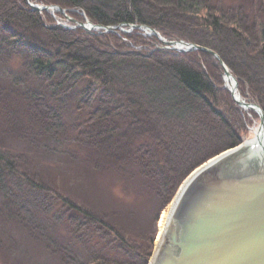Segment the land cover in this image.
I'll return each mask as SVG.
<instances>
[{
    "label": "trees",
    "instance_id": "obj_1",
    "mask_svg": "<svg viewBox=\"0 0 264 264\" xmlns=\"http://www.w3.org/2000/svg\"><path fill=\"white\" fill-rule=\"evenodd\" d=\"M28 2L207 47L264 111V0H0L1 133L86 171L72 195L0 147V222L59 264H148L160 215L195 169L244 141L245 113L210 53L166 50L140 30L69 29ZM103 177L133 203L102 198ZM146 205L150 221L135 232Z\"/></svg>",
    "mask_w": 264,
    "mask_h": 264
},
{
    "label": "water",
    "instance_id": "obj_2",
    "mask_svg": "<svg viewBox=\"0 0 264 264\" xmlns=\"http://www.w3.org/2000/svg\"><path fill=\"white\" fill-rule=\"evenodd\" d=\"M29 5L34 11L51 10L72 20L59 6ZM76 27L104 32L150 30L148 35L156 36L165 49L210 53L219 60L226 77L233 78L234 85L229 90L235 102L242 109L254 110L260 117V126H264V112L256 104L242 100L236 78L215 51L185 41L166 40L150 27L132 25L131 30H125L94 25L88 19ZM244 144L221 153L190 175L176 197L149 264H264V139Z\"/></svg>",
    "mask_w": 264,
    "mask_h": 264
},
{
    "label": "rangeland",
    "instance_id": "obj_3",
    "mask_svg": "<svg viewBox=\"0 0 264 264\" xmlns=\"http://www.w3.org/2000/svg\"><path fill=\"white\" fill-rule=\"evenodd\" d=\"M73 10L76 9L66 10L67 15L72 20L67 19L65 15L60 13H55L54 16L51 12L50 14L54 18L55 23L57 25L75 26L77 22H85V18L81 16L80 13H76ZM79 12L82 13L81 10H79ZM74 14H78V16L83 19V21H80V19ZM147 48H152V45H149ZM245 117L247 122L246 127L248 131L245 139L247 138L248 140L249 138L254 136L253 129L259 126L260 118L256 113L253 114L250 112H245ZM0 147L7 148V150L13 153H26L27 159L38 172H40L53 183H59L64 190H66L72 195H74L76 191H78V189L80 188V185L84 183L86 172L84 168L74 163L72 159L65 156L63 153H59L57 155H50L45 149L43 150L38 148L37 145L31 146L29 142L24 138L17 139L14 138L12 135H3L1 133V130ZM107 181L109 180L103 177L101 183H98L97 185V189L101 192L102 198L109 195V200L112 205L116 204L117 201L118 203L120 201H122V203H133V200H135L134 196L128 195L123 190V186H121L118 182H115V184L112 185V188L108 189ZM137 208L138 205L137 203H135V211H137ZM169 208L170 205L166 208L163 213L168 212L170 210ZM151 215L152 212L150 211L149 206L146 205L145 208L140 212V220L138 221V219H136L135 222H133V230L135 232H138L140 226L142 228L139 231L143 230L150 221L149 217ZM160 219L161 217L159 218V221ZM159 228L160 225L158 222V233ZM156 239L157 236L154 240V247L156 244ZM0 264L59 263L55 261L54 257L49 255L43 245L37 243V241L31 238L29 234H27L23 229L19 228L17 225L12 223L0 222Z\"/></svg>",
    "mask_w": 264,
    "mask_h": 264
},
{
    "label": "bare ground",
    "instance_id": "obj_4",
    "mask_svg": "<svg viewBox=\"0 0 264 264\" xmlns=\"http://www.w3.org/2000/svg\"><path fill=\"white\" fill-rule=\"evenodd\" d=\"M53 14H55V12H53ZM228 85L229 87L232 89L233 88V85H234V81H233V78H230L228 79ZM245 112H250V111H253L252 109H249V108H244L243 109ZM253 137L249 138L244 145L248 144V143H251V142H256V141H260L262 139H264V126H258V127H255L253 129ZM189 179H190V175L184 180V183L182 184V186L180 187L179 189V194L176 196L178 198V196L180 195L181 191L184 189V187L187 185V183L189 182ZM175 197V198H176ZM177 198L175 200H177ZM175 200L174 202L170 205V210L168 212H165L161 215V219L159 221V225H160V228H159V233L157 235V239H156V245L158 247L159 245V242H160V239L162 237V234H163V231L165 229V226H166V223L168 221V218L171 214V211L173 209V206H174V203H175Z\"/></svg>",
    "mask_w": 264,
    "mask_h": 264
}]
</instances>
